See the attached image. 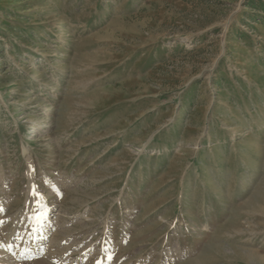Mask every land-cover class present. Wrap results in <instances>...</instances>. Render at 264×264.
<instances>
[{
	"label": "rangeland",
	"instance_id": "374dc122",
	"mask_svg": "<svg viewBox=\"0 0 264 264\" xmlns=\"http://www.w3.org/2000/svg\"><path fill=\"white\" fill-rule=\"evenodd\" d=\"M0 209V264H264V0H0Z\"/></svg>",
	"mask_w": 264,
	"mask_h": 264
},
{
	"label": "bare ground",
	"instance_id": "6f19581e",
	"mask_svg": "<svg viewBox=\"0 0 264 264\" xmlns=\"http://www.w3.org/2000/svg\"><path fill=\"white\" fill-rule=\"evenodd\" d=\"M44 179L46 180V182L49 183L51 180V177L46 176V177H44ZM29 189H30V191H32L31 187ZM38 204H35V205H38ZM48 210L49 209L47 207L38 205V207L35 209V211H33L35 214H34L33 219H32L34 221H32V222H33V228L35 230L34 232L37 233L36 242L38 243L37 248H35V249H40L42 247V243H44L43 240H44V236L46 235V231L49 230V228H51L50 227L51 221H50V219H48ZM8 264H14V263L11 262Z\"/></svg>",
	"mask_w": 264,
	"mask_h": 264
},
{
	"label": "snow or ice",
	"instance_id": "6c2138e0",
	"mask_svg": "<svg viewBox=\"0 0 264 264\" xmlns=\"http://www.w3.org/2000/svg\"><path fill=\"white\" fill-rule=\"evenodd\" d=\"M31 194L34 197H41V193H39L38 191H36L35 187H33ZM37 202H39V201H37ZM0 210H3V209H0ZM109 259H111V257H109Z\"/></svg>",
	"mask_w": 264,
	"mask_h": 264
}]
</instances>
